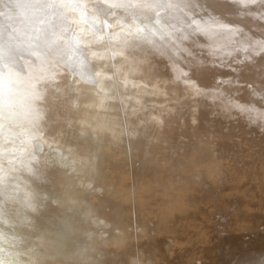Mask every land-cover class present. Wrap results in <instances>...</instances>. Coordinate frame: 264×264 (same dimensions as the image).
I'll return each mask as SVG.
<instances>
[{
    "label": "rangeland",
    "instance_id": "obj_1",
    "mask_svg": "<svg viewBox=\"0 0 264 264\" xmlns=\"http://www.w3.org/2000/svg\"><path fill=\"white\" fill-rule=\"evenodd\" d=\"M162 1L0 0V264H55L63 254L71 258L68 261L75 258L71 257L74 252L70 248H75V252L86 251L84 242L78 243L82 239L80 222L75 223L78 220L72 217L84 215L88 210L93 212L89 219L94 226L101 230L109 227L102 219L104 223H100L97 206L89 204L86 195L93 188L94 193L99 192L95 184H99L102 176L101 160L107 153L115 156V150L122 151L117 153L126 158L137 157L154 166L147 170V177H151L147 183L151 185L155 179L154 190L149 186L147 192H157L162 199L152 209L149 207L153 203L144 207L147 217L142 230L155 235L158 245L148 252L120 245L125 263L114 260L103 264H153L147 259L163 254L172 264L180 257L179 250L184 253L197 246L196 253L205 254V248L200 246L202 241L223 238L224 233H210L211 226L201 220L220 218L229 224L236 223L239 220L236 212L225 214L226 203L237 195L264 197V180L251 177L248 171L242 172V162L232 156L237 148L242 153L255 152L258 143L254 135L262 124L246 127L249 140L244 145L235 136L236 128L224 127L225 131H233L232 136L230 131L224 135L222 130L219 134L212 133L208 122L213 108L187 104L188 112L176 114L175 119L168 120L170 126L163 127L162 118L172 116L182 97L178 83L184 89L190 85V78L179 75L171 82L176 86L169 88L156 77L151 78L159 69L150 59L145 63L146 70H150L143 77L146 80L125 66L131 54L130 45L167 36L162 26L173 18ZM98 2L109 9L119 7L120 15L107 17L95 10L86 11ZM136 53L135 57L141 58ZM201 119L207 125L197 127V120ZM65 125L62 133L53 130ZM149 144L153 145L151 151L147 150ZM67 161L70 165L74 163L69 166ZM36 164H52L65 175L66 187L52 184V179L48 181L50 177L40 176L51 186H44L38 176L39 182L37 177H31ZM161 182L167 190L159 185ZM30 200L34 203L29 204ZM166 208L175 217L190 222L184 224L187 230L177 245L169 239L173 232L166 226L173 224ZM28 220L33 227L25 223ZM48 220L52 221L51 229ZM157 224L165 228L156 231ZM252 225H248L249 230ZM249 232L244 233L243 240ZM253 250L249 255L254 257L257 251L254 247Z\"/></svg>",
    "mask_w": 264,
    "mask_h": 264
},
{
    "label": "bare ground",
    "instance_id": "obj_2",
    "mask_svg": "<svg viewBox=\"0 0 264 264\" xmlns=\"http://www.w3.org/2000/svg\"><path fill=\"white\" fill-rule=\"evenodd\" d=\"M162 3L165 4L169 17L173 18L169 24L162 26V32H166L167 36L153 42H141L130 45L132 47L130 50L131 54L127 58L125 66L137 72L142 80H146L143 77L146 76L147 72L150 73V70H146L145 63L150 59L151 64H157L155 68L159 69L156 71L154 69L158 73L151 78L156 77L158 82L169 88L172 85L176 86L171 82L179 75H187L190 78V85H187L184 89L181 87L182 84L178 83L182 89V97L172 116L168 115L162 118L161 125L163 127L168 128L170 126L168 120L172 117V119H175L176 114H184L186 110L188 112L189 107L187 108V106L189 104L193 107H198L200 104L203 108H213L214 110L209 115L211 120L210 122L207 121L212 125L208 126V128H213L212 133L219 134L222 130V135H224L230 131H225L224 127L236 128L234 130L235 136L244 145L249 140V133H247L246 127L252 128L255 125L259 127L262 124L261 127L263 128L260 127L258 134L255 133L256 135H254V141L256 144L258 143L255 152L252 154L248 152L242 153V150L237 148L232 152V156L242 162V172L244 170L248 171L251 173V177L264 180V0H163ZM43 10L47 11V8L43 7ZM89 10H95L100 15L107 14V17L120 15L119 7L109 9L106 5L99 2L90 6L86 11ZM121 12L123 14L124 11L122 10ZM0 18L2 17L0 16ZM0 26L2 27V25ZM136 52L140 54L141 58L135 57L134 54H137ZM193 101L194 103L191 104ZM149 118H153V115H149ZM197 122V127L202 124L207 125L202 119L197 120ZM215 122L219 123L216 125ZM189 124L190 122L188 121L186 124L188 128L190 127ZM222 127L223 129H221ZM53 130L62 133L66 130V125L54 127ZM186 130L184 129L182 132L185 133ZM72 131L69 132L72 133ZM231 131L229 132L230 136L233 133ZM261 132L263 135L260 134ZM152 146V144H149L147 150L151 151ZM107 148L111 149V147ZM115 152L117 155L115 154L114 156V154L107 153L104 159L101 160L102 166L99 170H102V173L100 174L99 172L97 176L99 174L102 176L98 180L99 184H95L99 192L94 193L93 188V191L86 195L87 202L97 206L95 210L97 214H95L100 218L98 219L100 223L106 221L109 227L106 230H101L100 227L94 226L90 221L91 219H89L92 217L93 212L88 210L84 215L80 214L78 217H72L75 221L78 220L75 223L80 222L79 230H82L80 236L82 239L78 242V236L77 242L81 243L83 241L87 247H85L86 251L75 252V248H70L71 252L74 253H71L70 250L68 251L71 253V257L74 256L75 258L68 261L71 258L68 256L63 257V254L61 258H64V260L60 261V258L59 262L55 264H103L104 261L114 260L125 263L123 250L118 246L132 245L134 248H138V251L148 252L158 245L155 235L149 232L145 233L142 230L147 217L144 207H147V203H153L149 207L152 209L162 199V196L157 192H147L149 186H152L154 190L155 179L153 180L154 184L151 183L149 185L147 183V179H151V177H147V170L154 166H151L143 159L137 157L130 159L122 156V153H117L122 151L115 150ZM65 157L63 158L65 159ZM68 161L66 162L67 164L70 163ZM72 163L74 162H71V165ZM37 164L30 172L32 173L31 177L43 176V179L50 177L48 181L52 179L54 182L52 184L54 185L56 183L61 186L65 184V175L56 171L57 169L52 164L44 166H38ZM42 164L44 163L41 162ZM68 165L71 166L70 164ZM74 166L73 164L72 167ZM155 168L163 167L157 166ZM182 169L180 168V170ZM104 170L106 173H104ZM38 177L37 181L39 180ZM41 177L42 182L43 179ZM45 181L47 183V180H43V184H45ZM48 184L50 183L48 182ZM159 185L164 190L168 189L164 182ZM63 187L66 186L63 185ZM47 188L50 189L46 187V190ZM255 196L237 195L225 204L226 208L223 209L225 214L232 215L236 212L237 218H239L236 223L229 224L220 218H215L216 220L213 218L206 219V221L201 220L211 226L210 233L223 232V238H211V241L205 238L207 240L202 241L204 243L200 244L203 247L202 249L205 248V254L196 253L195 250L199 249V246L186 250L184 253L179 250L178 256L180 257L172 264H181L179 260L183 261V264H264V245L262 246L264 241V197L256 199ZM23 199L27 200L26 198ZM31 201L34 203L33 200L28 203L33 204ZM142 201L144 206L140 207ZM47 202L50 203L51 201ZM40 204L39 206H41ZM50 208L52 207L50 206L47 210H50ZM60 210L58 211L60 212ZM166 210L167 217L173 224L171 227L166 226L167 229L173 232L169 239L173 241L174 245H177L184 237V231L187 230L184 224L190 222L186 219L187 222L184 219L181 220L179 217H175L171 210L167 208ZM45 212L48 213V211ZM20 213L24 214L23 211ZM20 216L23 217L22 215ZM101 219L103 220L102 222ZM14 220L17 219L14 218ZM201 221L199 225H201ZM28 222L29 220L25 221L27 225L29 224L28 227H33V223ZM50 222L51 225L49 223L50 226H47L51 229L53 224L52 221ZM73 223L74 221L71 224ZM22 224L24 226V223ZM249 224L254 225H252L253 227L250 230L248 228ZM18 227L22 228V225H18ZM73 227H75L74 224ZM155 228L157 231L159 228L165 227L157 224ZM247 231H250L246 234L248 238L243 240L244 233ZM209 236L212 237L214 234ZM71 239L69 240L70 242ZM260 240L261 242H259ZM253 247L257 251L254 257L249 255L254 252ZM69 252L66 251L67 254ZM167 257L166 255L164 257L163 254L161 257H151L147 260L153 264H169L171 261L169 262ZM135 259L139 260V257H135Z\"/></svg>",
    "mask_w": 264,
    "mask_h": 264
}]
</instances>
